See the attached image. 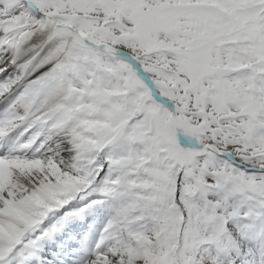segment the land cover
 <instances>
[{
    "label": "snow or ice",
    "instance_id": "snow-or-ice-1",
    "mask_svg": "<svg viewBox=\"0 0 264 264\" xmlns=\"http://www.w3.org/2000/svg\"><path fill=\"white\" fill-rule=\"evenodd\" d=\"M103 206L75 264H264V0H0V264Z\"/></svg>",
    "mask_w": 264,
    "mask_h": 264
},
{
    "label": "bare ground",
    "instance_id": "bare-ground-1",
    "mask_svg": "<svg viewBox=\"0 0 264 264\" xmlns=\"http://www.w3.org/2000/svg\"><path fill=\"white\" fill-rule=\"evenodd\" d=\"M102 209L104 207L90 209L85 213L83 218H75L70 221L60 233L45 242V250L49 254L56 252L58 255L64 257L65 264L75 262L71 257L76 255L85 238L87 237L88 240L94 239L96 232L103 226L107 214ZM97 225H99L98 228ZM55 264H61V262L57 260Z\"/></svg>",
    "mask_w": 264,
    "mask_h": 264
},
{
    "label": "rangeland",
    "instance_id": "rangeland-1",
    "mask_svg": "<svg viewBox=\"0 0 264 264\" xmlns=\"http://www.w3.org/2000/svg\"><path fill=\"white\" fill-rule=\"evenodd\" d=\"M103 207H104V209H102V210L104 211V213L107 214V213H108V209H107V207H106V206H103ZM100 211H101V210H100ZM98 227H99V225H97V228H98ZM93 238H94V237H93ZM90 240L93 242L94 239L91 238V239H89V240L87 241L89 247H91V243H92ZM71 258L73 259V261L75 260V256H74V257L72 256ZM71 264H75V262H72Z\"/></svg>",
    "mask_w": 264,
    "mask_h": 264
}]
</instances>
